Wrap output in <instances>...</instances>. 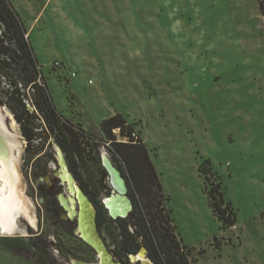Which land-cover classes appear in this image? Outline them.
I'll use <instances>...</instances> for the list:
<instances>
[{"label": "rangeland", "instance_id": "obj_1", "mask_svg": "<svg viewBox=\"0 0 264 264\" xmlns=\"http://www.w3.org/2000/svg\"><path fill=\"white\" fill-rule=\"evenodd\" d=\"M7 1L58 113L96 140L85 165L76 164L102 207L96 230L112 259L128 264L118 220L134 230L132 211L112 219L102 205L110 194L103 157L118 172L124 164L100 123L119 114L126 137L136 133L148 149L188 260L264 264V20L256 0ZM0 112L20 146L21 194L34 219L21 216L15 234L0 235V264H98L58 201L68 195L57 175L59 145L42 125L27 150L12 113ZM209 166L235 213L226 229L208 205L201 169Z\"/></svg>", "mask_w": 264, "mask_h": 264}, {"label": "trees", "instance_id": "obj_2", "mask_svg": "<svg viewBox=\"0 0 264 264\" xmlns=\"http://www.w3.org/2000/svg\"><path fill=\"white\" fill-rule=\"evenodd\" d=\"M264 20V0H256ZM0 106L6 107L20 125L27 140L29 150L33 139L32 129L44 126L63 151L68 168L79 181L82 192L97 208V222L101 229L104 222L102 207L79 178V166L85 165L86 154L94 153L96 140L81 129H77L55 107L48 85L28 40L27 29L7 0H0ZM29 105L31 110L27 107ZM125 122L121 115L111 116L100 123V131L114 147V154L124 164L120 174L126 181L127 195L132 204L129 219L134 230L122 228L120 251L134 254L144 247L153 264H192L187 258V246L178 240L171 211L162 204L169 201L161 189V184L150 160L148 149L142 141L136 143L117 142L113 130L125 135ZM129 134V133H128ZM206 164H209L206 161ZM204 175L205 193L208 205L222 229L236 223L235 213L230 203H226L220 191V182L215 183L211 168L201 169ZM131 183H130V181Z\"/></svg>", "mask_w": 264, "mask_h": 264}, {"label": "bare ground", "instance_id": "obj_3", "mask_svg": "<svg viewBox=\"0 0 264 264\" xmlns=\"http://www.w3.org/2000/svg\"><path fill=\"white\" fill-rule=\"evenodd\" d=\"M13 124V123H12ZM20 146L16 140V136L12 133L7 124L5 117L0 112V233L1 235H13L19 229L17 227V219L21 216L28 219L34 224V219L28 214V207L22 198L20 188L21 175L17 164V153ZM59 169L57 172L62 183L68 190V196L61 194L58 201L66 212L69 220L78 218L77 232L92 248L97 251L99 264H115L108 256L105 244L99 239L94 232L92 226V208L87 202L86 197L75 184L74 179L69 173L61 153L58 154ZM103 166L107 169L108 179L112 186L116 188L120 194H112L104 198V203L109 210V217L117 219V216L127 218L126 213L131 210L129 201L124 197L123 192L125 186L120 176L116 173V169L111 165L106 156L103 157ZM110 214L112 216H110ZM22 235L24 231H21ZM140 259L141 264H148L142 249L137 257H130L132 264Z\"/></svg>", "mask_w": 264, "mask_h": 264}, {"label": "water", "instance_id": "obj_4", "mask_svg": "<svg viewBox=\"0 0 264 264\" xmlns=\"http://www.w3.org/2000/svg\"><path fill=\"white\" fill-rule=\"evenodd\" d=\"M59 150L58 151H60L61 153H62V151L60 150V148H58ZM57 161H58V158H57ZM58 166H59V163H58ZM106 169V168H105ZM106 171H107V169H106ZM107 173H108V171H107ZM116 173L118 174V176H120V173L116 170ZM109 174V173H108ZM120 178H121V176H120ZM108 180V185H109V188H110V194L109 195H112V194H114V193H118V194H120V192L116 189V188H114L113 186H112V184H111V182L109 181V179H107ZM121 180L123 181V183H124V186H125V191L123 192V194H124V197L129 201V203H130V205H131V210L130 211H128L127 213H126V215L125 216H129V214H130V212L132 211V204H131V201L128 199V196H127V187H126V182H125V180L124 179H122L121 178ZM79 188V187H78ZM82 192V191H81ZM83 193V192H82ZM84 194V193H83ZM84 197H86V199H88L87 198V196L84 194ZM105 198V197H104ZM104 198L102 199V205L104 206V209H105V211L107 212V214H108V216H109V210L107 209V207L105 206V203H104ZM89 200V199H88ZM89 205L91 206V208H92V226H93V228H94V230H95V232L98 234V232H97V230H96V223H95V216H96V211H95V208H94V206H93V204L89 201ZM110 216H112L111 214H110ZM74 218H76V215L74 216ZM117 219H125V217H122V216H117ZM75 221H76V225L78 226V222H77V219H75ZM17 227H18V225H17ZM0 235H1V233H0ZM80 237V236H79ZM101 238V237H100ZM102 240V239H101ZM141 249H143L144 250V252L146 251L143 247L141 248H139V250H138V253L136 254V255H131V256H133V257H137V256H139V253H140V251H141ZM109 254V253H108ZM109 256L112 258V256L109 254ZM131 256H129V264H132V262H131V260H130V257ZM113 260V259H112ZM113 263H115V261L113 260ZM117 263V262H116ZM119 264V263H118Z\"/></svg>", "mask_w": 264, "mask_h": 264}, {"label": "flooded vegetation", "instance_id": "obj_5", "mask_svg": "<svg viewBox=\"0 0 264 264\" xmlns=\"http://www.w3.org/2000/svg\"><path fill=\"white\" fill-rule=\"evenodd\" d=\"M63 160H64V158H63ZM109 160V159H108ZM109 162H110V160H109ZM111 163V162H110ZM112 165V164H111ZM68 196V195H67ZM128 196V195H127ZM87 202L89 203V200L87 199ZM95 211H96V216H95V223H96V226H97V228L99 229V225H98V222H97V208H96V206H95ZM128 217V216H127ZM75 219H77V222H78V218L76 217ZM75 219H73V220H75ZM78 228V226L76 225V229ZM100 230V229H99ZM94 232H95V230H94ZM96 233V232H95ZM79 234V233H78ZM96 235H97V237L99 238V239H101L100 238V236L96 233ZM80 239L85 243V244H87L88 246H89V244L88 243H86V241L80 236ZM102 241V240H101ZM103 242V241H102ZM104 244V243H103ZM95 253H96V255H97V251H95V249L94 248H92L91 246H89ZM142 247V246H141ZM140 248V247H139ZM139 248H138V250H139ZM144 248V247H143ZM107 249V248H106ZM145 249V248H144ZM138 250H137V252L136 253H134V254H128L127 256H128V264H129V256H131V255H136L137 253H138ZM142 250V249H141ZM146 250V249H145ZM107 253H108V251H106ZM145 253V257H146V259L148 260V264H153V262L148 258V256H147V251H145L144 252ZM108 256H109V254H108ZM98 257V256H97ZM131 258H132V256H131ZM110 259L112 260V258L110 257ZM98 260H99V258H98ZM113 261V260H112ZM98 264H99V262H98ZM115 264H118V263H116L115 262ZM136 264H141V260L140 259H138L137 261H136Z\"/></svg>", "mask_w": 264, "mask_h": 264}, {"label": "built area", "instance_id": "obj_6", "mask_svg": "<svg viewBox=\"0 0 264 264\" xmlns=\"http://www.w3.org/2000/svg\"><path fill=\"white\" fill-rule=\"evenodd\" d=\"M72 77H75V74H72ZM118 131V129L113 130L114 134H116V132ZM138 137L136 135V133L132 132L129 136L127 137H123V139L118 140L117 142H122V143H129L130 140H132L131 143H136Z\"/></svg>", "mask_w": 264, "mask_h": 264}]
</instances>
